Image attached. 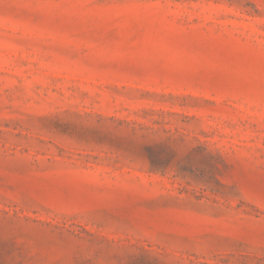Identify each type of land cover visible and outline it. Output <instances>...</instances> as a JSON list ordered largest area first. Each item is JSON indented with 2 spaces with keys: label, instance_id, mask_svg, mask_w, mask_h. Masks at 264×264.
<instances>
[{
  "label": "rangeland",
  "instance_id": "obj_1",
  "mask_svg": "<svg viewBox=\"0 0 264 264\" xmlns=\"http://www.w3.org/2000/svg\"><path fill=\"white\" fill-rule=\"evenodd\" d=\"M0 264H264V0H0Z\"/></svg>",
  "mask_w": 264,
  "mask_h": 264
}]
</instances>
